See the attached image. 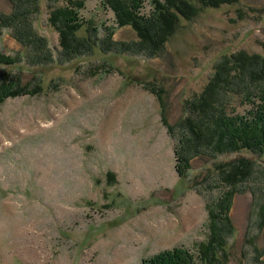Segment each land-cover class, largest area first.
Segmentation results:
<instances>
[{
	"label": "rangeland",
	"instance_id": "374dc122",
	"mask_svg": "<svg viewBox=\"0 0 264 264\" xmlns=\"http://www.w3.org/2000/svg\"><path fill=\"white\" fill-rule=\"evenodd\" d=\"M83 1L78 34L102 45L80 53L74 42L62 47L50 16L63 1L38 0L34 24L54 60L0 64V83L22 76L44 86L0 104V264H148L177 247L194 255L192 264H264L261 207L250 191L234 199L226 251H206L209 204L221 193L213 186L217 165L242 155L264 164V154L199 158L181 177L177 140L150 89H164L170 123L188 115L223 56L264 53V0L197 2L193 19L181 16L157 49L135 26L120 27L106 0ZM143 2L147 15L155 11V0ZM11 9L0 0V11ZM25 50L4 28L0 54Z\"/></svg>",
	"mask_w": 264,
	"mask_h": 264
},
{
	"label": "trees",
	"instance_id": "16d2710c",
	"mask_svg": "<svg viewBox=\"0 0 264 264\" xmlns=\"http://www.w3.org/2000/svg\"><path fill=\"white\" fill-rule=\"evenodd\" d=\"M12 4L9 12L0 11V39L4 28L12 30V36L22 43L25 53L19 56L0 54V64L15 65L24 58L31 66L47 65L54 59L47 40L35 27L38 0H8ZM51 12V22L60 31L62 47L70 48L74 42L75 53L94 51L98 38L79 36L78 13L84 6L83 0H60ZM115 12L120 27L135 26L139 36L149 44L160 48L178 26L181 16L193 19L202 7H219L240 0H166L163 4L155 0V11L146 14L143 0H106ZM113 35V31L109 32ZM143 45V43H142ZM149 48L147 42L144 44ZM142 48V47H141ZM64 49V48H63ZM78 50V51H77ZM47 51V53H46ZM46 53V54H45ZM22 76L10 77L0 83V104L9 97L37 95L44 90L40 81L34 86L24 84ZM160 99L164 122L176 138V170L181 177L193 167L199 158L212 160L219 156L251 151L257 156L264 154V53L250 54L241 51L225 55L216 64L215 74L204 90L188 103V115L172 124L167 117V103L163 88H150ZM217 180L214 187H221L220 196L210 203L212 218L210 255L226 251V243L234 234L231 215L234 199L238 193L250 191L261 207L259 226L264 229V164L259 158L242 155L217 165ZM225 188H222L224 187ZM205 255L206 258L209 255ZM194 255L184 247L160 252L148 264H192Z\"/></svg>",
	"mask_w": 264,
	"mask_h": 264
},
{
	"label": "water",
	"instance_id": "95a60500",
	"mask_svg": "<svg viewBox=\"0 0 264 264\" xmlns=\"http://www.w3.org/2000/svg\"><path fill=\"white\" fill-rule=\"evenodd\" d=\"M262 32H264V28L260 29Z\"/></svg>",
	"mask_w": 264,
	"mask_h": 264
}]
</instances>
